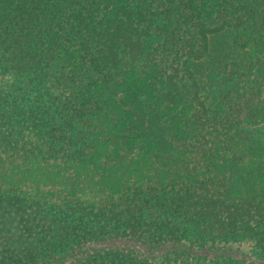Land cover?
I'll return each instance as SVG.
<instances>
[{"label":"trees","instance_id":"obj_1","mask_svg":"<svg viewBox=\"0 0 264 264\" xmlns=\"http://www.w3.org/2000/svg\"><path fill=\"white\" fill-rule=\"evenodd\" d=\"M0 264H264V0H0Z\"/></svg>","mask_w":264,"mask_h":264},{"label":"rangeland","instance_id":"obj_2","mask_svg":"<svg viewBox=\"0 0 264 264\" xmlns=\"http://www.w3.org/2000/svg\"><path fill=\"white\" fill-rule=\"evenodd\" d=\"M232 252L237 253H246L248 248L246 246H238L237 245H232L231 247Z\"/></svg>","mask_w":264,"mask_h":264}]
</instances>
